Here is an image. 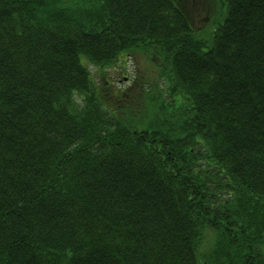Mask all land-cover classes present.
Returning <instances> with one entry per match:
<instances>
[{
  "label": "trees",
  "instance_id": "1",
  "mask_svg": "<svg viewBox=\"0 0 264 264\" xmlns=\"http://www.w3.org/2000/svg\"><path fill=\"white\" fill-rule=\"evenodd\" d=\"M0 264H264V0H0Z\"/></svg>",
  "mask_w": 264,
  "mask_h": 264
},
{
  "label": "rangeland",
  "instance_id": "2",
  "mask_svg": "<svg viewBox=\"0 0 264 264\" xmlns=\"http://www.w3.org/2000/svg\"><path fill=\"white\" fill-rule=\"evenodd\" d=\"M146 60L138 54V56L130 58L124 63L125 68L123 70L114 68L111 70V74L113 76L114 81H124L129 82V78L133 76L134 71L139 72L138 68H141L145 70L147 66ZM117 76V80H115ZM119 84H122V82H119Z\"/></svg>",
  "mask_w": 264,
  "mask_h": 264
}]
</instances>
